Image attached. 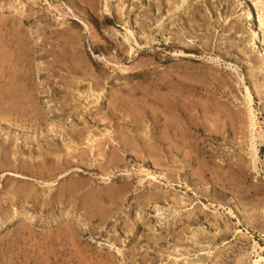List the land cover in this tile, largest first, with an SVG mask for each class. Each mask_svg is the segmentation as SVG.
Segmentation results:
<instances>
[{
    "label": "rangeland",
    "instance_id": "obj_1",
    "mask_svg": "<svg viewBox=\"0 0 264 264\" xmlns=\"http://www.w3.org/2000/svg\"><path fill=\"white\" fill-rule=\"evenodd\" d=\"M0 58V264H264V0H0Z\"/></svg>",
    "mask_w": 264,
    "mask_h": 264
},
{
    "label": "bare ground",
    "instance_id": "obj_2",
    "mask_svg": "<svg viewBox=\"0 0 264 264\" xmlns=\"http://www.w3.org/2000/svg\"><path fill=\"white\" fill-rule=\"evenodd\" d=\"M71 38H72V37H71ZM4 43H5V42H4ZM2 45H3V44H2ZM6 46H7V45H6ZM11 48H12V47H11ZM5 50L7 51V48H5ZM9 50H10V49H9ZM3 51H4V49H3ZM4 52H5V51H4ZM9 52H10V51H9ZM20 52H21V51H20ZM5 53H6V52H5ZM17 54H18V53H17ZM4 55H5V54H4ZM21 55H22V54H21ZM6 56H7V55H6ZM7 57H8V56H7ZM0 59H1V58H0ZM4 59H5V58H4ZM10 59H11V57H10ZM8 60H9V58H8ZM8 60H7V61H8ZM10 61H11V60H10ZM0 62H1V61H0ZM16 62H17V61H16ZM4 63H5V62H4ZM7 63H9V62H7ZM7 63H6L5 65H7ZM10 63H11V62H10ZM10 63H9V64H10ZM12 64H13V63H12ZM15 64H16V63H15ZM15 64H14V65H15ZM10 65H11V64H10ZM10 65H9V66H10ZM16 65H17V64H16ZM4 67H5V66H4ZM22 67H23V66H22ZM25 67H26V66H25ZM11 68H12V67H11ZM5 69H6V68H5ZM12 69H13V68H12ZM12 69H11V70H12ZM7 70H8V69H7ZM0 71H1V70H0ZM1 72H3V71H1ZM4 72H6V71H4ZM12 72H13V71H12ZM14 72H15V71H14ZM12 74H13V73H12ZM12 74H11V75H12ZM5 75H6V74H5ZM0 76H1V75H0ZM3 76H4V75H3ZM8 76H9V78H10V75H9V74H8ZM12 77H13V75H12ZM7 78H8V77H7ZM14 78H15V77H14ZM15 80H16V79H15ZM17 80H18V78H17ZM9 81H11V80L8 79V82H9ZM13 83H15V82H13ZM31 83H32V82H31ZM9 84H11V83H9ZM17 85H18V84H17ZM6 92H7V90H6ZM3 93H4V91H3ZM11 93H12V92H11ZM246 94H247V97H246V98L248 99V102H247V104H248V103L251 102L252 99H251V97H250V93H249V91H248L247 88H246ZM115 95H116V94H115ZM118 95H119V94H118ZM131 95H132V94H131ZM0 96H1V95H0ZM23 96H24V95H23ZM111 96H112V95H111ZM0 98H1V97H0ZM27 98H28V97H27ZM5 100H6V99H5ZM8 100H9V99H8ZM118 100H119V98H118ZM115 101H116V100H115ZM128 102H129V101H128ZM3 104H4V103H3ZM18 104H19V102H18ZM132 104H133V103H132ZM149 106H150V105H149ZM156 106H157V105H156ZM164 106H165V105H164ZM164 106H163V107H164ZM171 106H173V105H171ZM183 106H185V109H186V105L183 104ZM165 107H166V106H165ZM130 108H131V107H130ZM158 108H159V107H158ZM131 109H132V108H131ZM161 110H162V109H161ZM163 110H164V109H163ZM180 110H181V109H180ZM248 110H249V111H248V117H249V121H250L249 124H250V127H251V128H254L256 122H255V119H254V114L252 113L253 111H251V109H250V105H249V109H248ZM164 111H165V110H164ZM169 111H170V110H169ZM169 111H168V112H169ZM153 112H155V111H153ZM185 112H186V110H185ZM166 113H167V111H166ZM170 113H171V111H170ZM182 113L184 114V112H182ZM131 114H132V113H131ZM143 115H144V114H143ZM169 116H170V115H169ZM181 116H182V115H181ZM166 118H167V117H166ZM173 118H174V117H173ZM211 118H212V117H211ZM179 119H181V118H179ZM167 120H168V119H167ZM167 120H166V121H167ZM166 121H165V122H166ZM168 121H169V120H168ZM165 122H164V123H165ZM171 122H172V121H171ZM178 122H179V121L176 120V123H178ZM144 123H145V122H144ZM180 123H181V122H180ZM182 123H183V121H182ZM170 125H171V123H170ZM178 125H179V123H178ZM180 125H181V124H180ZM180 125H179V126H180ZM184 125H185V124H184ZM176 126H177V125H176ZM169 127H170V126H169ZM177 127H178V126H177ZM177 127H176V128H177ZM166 128H167V127H166ZM172 128H173V127H172ZM174 128H175V127H174ZM174 128H173V129H174ZM179 128H180V127H179ZM173 129H172V130H173ZM182 129H183V128H182ZM163 130H164V129H163ZM163 130H162V131H163ZM178 130H179V129H178ZM144 131H146V130H144ZM166 131H167V130H166ZM170 131H171V130H170ZM170 131H168V132H170ZM175 131H176V130H175ZM180 131H181V130H180ZM147 132H148V131H147ZM171 132H172V131H171ZM160 133H161V132H160ZM162 133H163V132H162ZM164 133H165V132H164ZM251 133H252V132H251ZM171 134H172V133H171ZM164 135L166 136V134H164ZM167 135H168V134H167ZM173 135H175V133H174ZM173 135H172V137H173ZM176 135H177V134H176ZM178 135H179V134H178ZM181 135H182V133H181ZM179 136H180V135H179ZM168 137L170 138V136H168ZM174 137H176V136H174ZM169 138L166 137L165 140H166V139L168 140ZM162 139H164V138H162ZM170 139H171V138H170ZM175 139H176V138H175ZM175 139H174V142H175ZM171 140H172V139H171ZM168 141H170V140H168ZM168 141H167V142H168ZM170 143H171V142H170ZM91 144H92V143H91ZM91 144H90V145H91ZM91 146H92V145H91ZM149 146H150V144H149ZM251 147H252V146H251ZM91 150H92V149H91ZM253 150H254V149H253ZM90 152H91V151H90ZM98 152H99V151H98ZM112 153H113V152H112ZM68 188H69V187H68ZM17 189H18V188H17ZM69 191H70V190H69ZM93 192H95V191H93ZM91 193H92V192H91ZM91 193H90V194H91ZM95 194H96V193H95ZM22 195H24V194H22ZM89 196H91V195H88L87 197H89ZM61 197H62V196H61ZM89 198H90V197H89ZM92 198H93V196H92ZM85 200H87V199H85ZM87 201H88V200H87ZM93 201H95V200H93ZM85 202H86V201H85ZM89 202H90V200H89ZM89 202H88V204L90 205ZM86 204H87V203H86ZM255 244H256V243H255ZM199 262H200V261H199ZM106 263H107V262H106Z\"/></svg>",
    "mask_w": 264,
    "mask_h": 264
}]
</instances>
